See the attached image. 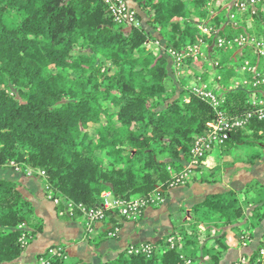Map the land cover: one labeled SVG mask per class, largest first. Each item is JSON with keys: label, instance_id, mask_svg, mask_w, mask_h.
I'll return each instance as SVG.
<instances>
[{"label": "trees", "instance_id": "trees-1", "mask_svg": "<svg viewBox=\"0 0 264 264\" xmlns=\"http://www.w3.org/2000/svg\"><path fill=\"white\" fill-rule=\"evenodd\" d=\"M130 1L139 26L117 23L105 0H0V170L38 178L58 201V217L81 222L94 248L117 239L129 220L107 210L90 231L77 206L102 208L109 192L121 202L144 201L142 213L173 188L217 183L240 149H253L249 166L264 158V57L250 44L228 45L264 40V0L254 13L226 0ZM194 47L198 55H189ZM172 52L183 56L180 75ZM194 86L211 90L220 106L200 99ZM222 119L243 124L187 168L197 141ZM171 224L168 236L100 264H221L232 248L229 233L238 247L257 246L241 257L246 262L231 264H264V183L182 207ZM44 228L21 184L0 180V264L21 260ZM41 260L91 264L70 258L64 245Z\"/></svg>", "mask_w": 264, "mask_h": 264}, {"label": "crops", "instance_id": "crops-1", "mask_svg": "<svg viewBox=\"0 0 264 264\" xmlns=\"http://www.w3.org/2000/svg\"><path fill=\"white\" fill-rule=\"evenodd\" d=\"M246 160L235 161L236 166L230 165L224 168L217 183L193 182L187 186L173 188L170 197L158 208H146L138 222H124L117 232L118 238L108 240L99 248L92 247L86 241L81 222L64 221L58 217L55 204L45 198L43 183L38 178L30 174L23 175L10 169H2L0 180L20 183L26 194L25 198L34 207L36 216L45 223L43 233L28 246L25 256L14 264H33L48 249L60 245L66 247L70 258H81L91 264H100L116 259L121 252L131 247L155 243L172 232L171 217L178 214L182 207L191 208L205 202L210 196L227 191H240L250 182L264 183V158L255 166L247 165ZM260 236L261 232L258 231L256 239ZM256 247L255 244L247 248L233 244L221 264H231L244 254H251Z\"/></svg>", "mask_w": 264, "mask_h": 264}, {"label": "built area", "instance_id": "built-area-1", "mask_svg": "<svg viewBox=\"0 0 264 264\" xmlns=\"http://www.w3.org/2000/svg\"><path fill=\"white\" fill-rule=\"evenodd\" d=\"M233 4L237 5V11L239 13H254L256 7L259 5L261 0H226ZM105 4L109 7V10L114 17L115 21L119 24H126L129 26H139V21L136 17V13L130 9L127 0H105ZM247 44L252 45L255 55H259L260 57H264V40H251L248 41L246 38L241 37L230 42L228 45L230 48L233 47H243ZM218 46L221 48L225 47V43L223 41L218 42ZM199 49L198 47L191 48L189 50V55H198ZM171 56L173 58V68L177 72V75H180V70L182 69L183 56L177 55L172 52ZM249 62L246 61L243 65L242 69L245 71L249 70ZM255 86L257 84H254ZM194 93L206 103H209L213 108H218L220 106L219 98L211 91L206 90L200 86L193 87ZM260 105L264 107V101L260 102ZM258 117L260 119H264V108L261 109L258 113ZM243 124L242 121H235L230 123L228 120L222 119L219 123L211 125V133L207 139H199L192 150L193 161L187 168L194 167L197 165V158L201 157L205 151L211 150L213 143H222L227 139L228 131L231 128L241 126ZM30 174V173H29ZM191 172L188 171L186 176H190ZM50 201H52L51 197H48ZM104 200L102 208L99 209H87L83 205L77 206L78 210L82 213V219L85 222L86 227L91 230L93 224L102 223L105 219V211L107 210H117L122 217H125L127 220L135 219L138 214L141 213L142 209L146 206L144 201L140 199H132L129 203L121 202L116 199L111 193L105 192L102 195ZM155 201L159 202L160 199L156 198ZM161 202V201H160ZM53 203L55 205L58 204V201L54 200ZM72 207V205H70ZM150 246H145L142 248L143 251H149ZM56 250H51V253H56ZM137 253L138 250H131L130 253ZM260 254L264 256V247L261 249ZM239 262H246L245 258H240ZM36 264H46L44 260L37 261Z\"/></svg>", "mask_w": 264, "mask_h": 264}, {"label": "rangeland", "instance_id": "rangeland-1", "mask_svg": "<svg viewBox=\"0 0 264 264\" xmlns=\"http://www.w3.org/2000/svg\"><path fill=\"white\" fill-rule=\"evenodd\" d=\"M127 3L129 4V5H131V1L130 0H127ZM143 19H144V21H145V17L143 16ZM207 84H214V77L213 76H211L209 79H207ZM252 152H253V149H250V148H245V149H240L239 151H236L234 154H230L229 156H228V159L230 160V162L233 164L232 166H236V165H234L236 162L235 161H238V160H246L247 159V157L249 156V154H252ZM239 162V161H238ZM233 168V167H232ZM192 177V176H191ZM190 177V178H191ZM184 186V185H183ZM22 193H23V195H24V197H26L25 195V192L23 191V188H22ZM45 198L47 199V201H50L49 200V198L48 197H46V195H45ZM50 202H52V201H50ZM53 203V202H52ZM54 204V203H53ZM160 205H155V206H153V207H148V208H153V209H156V208H158ZM147 208V209H148ZM142 215H143V212L142 213H140V214H138V216L135 218V219H133V220H131L132 222H138V221H140V219H141V217H142ZM130 221V220H129ZM228 240L230 241V243L233 245L234 243H235V240H234V238H233V233H229V235H228ZM131 250H133V249H131ZM130 250V251H131ZM37 263V261H35L33 264H36ZM96 264V263H95Z\"/></svg>", "mask_w": 264, "mask_h": 264}]
</instances>
